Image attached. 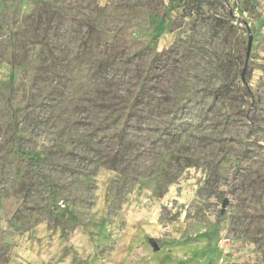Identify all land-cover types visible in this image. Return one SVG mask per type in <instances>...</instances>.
Instances as JSON below:
<instances>
[{
	"label": "rangeland",
	"instance_id": "obj_1",
	"mask_svg": "<svg viewBox=\"0 0 264 264\" xmlns=\"http://www.w3.org/2000/svg\"><path fill=\"white\" fill-rule=\"evenodd\" d=\"M260 9L0 0V264L95 210L106 249L132 228L183 264H264Z\"/></svg>",
	"mask_w": 264,
	"mask_h": 264
},
{
	"label": "crops",
	"instance_id": "obj_2",
	"mask_svg": "<svg viewBox=\"0 0 264 264\" xmlns=\"http://www.w3.org/2000/svg\"><path fill=\"white\" fill-rule=\"evenodd\" d=\"M257 3L264 21V0ZM102 215L95 210L90 225H74L64 237L59 227L33 226L31 243L9 264H183L177 253H166L162 248L152 251L143 230L131 228V236H122L117 244L106 249L114 238L104 235L102 229L110 226L101 219ZM94 228L97 230L93 233Z\"/></svg>",
	"mask_w": 264,
	"mask_h": 264
},
{
	"label": "trees",
	"instance_id": "obj_3",
	"mask_svg": "<svg viewBox=\"0 0 264 264\" xmlns=\"http://www.w3.org/2000/svg\"><path fill=\"white\" fill-rule=\"evenodd\" d=\"M238 10L240 11V12H242V11H244V12H247V10L246 9H244V8H238ZM248 13V12H247ZM232 14V13H231ZM232 17H234L233 15H232ZM238 20H241L240 22H242L244 25H246L247 24V22L245 21V20H242V19H238ZM152 65H153V63H152ZM151 65V67L149 68V71H152L154 68H153V66ZM137 70V72L139 71V68H137L136 69ZM136 78H138V79H140L141 78V74L140 73H137V75H136ZM145 80L143 81V79L141 80V86H140V89H139V94L137 95V97L138 96H143L144 95V93H145ZM17 152L20 154V155H22V156H31L30 154H28V153H25L22 149H20L19 147H18V149H17Z\"/></svg>",
	"mask_w": 264,
	"mask_h": 264
},
{
	"label": "built area",
	"instance_id": "obj_4",
	"mask_svg": "<svg viewBox=\"0 0 264 264\" xmlns=\"http://www.w3.org/2000/svg\"><path fill=\"white\" fill-rule=\"evenodd\" d=\"M237 9L238 8H236V13H235V15H237L238 17L237 18H241V17H246L247 16V12H244V11H242V12H240L239 10H238V12H237ZM241 15V16H240ZM220 247H226V246H228V243H227V240L225 239V238H221L220 240H219V244H218Z\"/></svg>",
	"mask_w": 264,
	"mask_h": 264
},
{
	"label": "water",
	"instance_id": "obj_5",
	"mask_svg": "<svg viewBox=\"0 0 264 264\" xmlns=\"http://www.w3.org/2000/svg\"><path fill=\"white\" fill-rule=\"evenodd\" d=\"M251 44H252V36L250 35V37L248 38V42H247L246 58H248V56H249Z\"/></svg>",
	"mask_w": 264,
	"mask_h": 264
}]
</instances>
